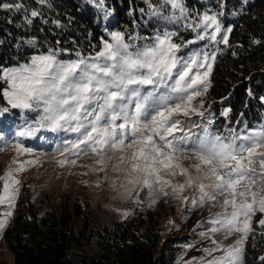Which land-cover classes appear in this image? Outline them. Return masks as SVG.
<instances>
[{
	"label": "snow or ice",
	"instance_id": "1",
	"mask_svg": "<svg viewBox=\"0 0 264 264\" xmlns=\"http://www.w3.org/2000/svg\"><path fill=\"white\" fill-rule=\"evenodd\" d=\"M163 2L173 10L170 19L179 22L186 17L183 0ZM159 13L152 8L153 15ZM37 15L31 12L32 17ZM184 27L197 33L195 40L177 44L173 40L176 33L166 30L152 43L136 47L126 42L123 33L112 32L94 56L78 54L76 60L61 61L51 49L34 54L26 63L0 67V82L6 85L0 94L12 109L40 113L34 123L22 126L18 137H31L42 129L71 131L78 134L77 139L58 149L62 156L91 153L102 165L98 171L115 158L113 170L125 173V184L131 186L127 194L134 203L142 202L140 192L147 189L153 204L158 195H171L193 206L209 205L211 227L201 235L215 247L204 249L212 257L204 264H238L252 217L257 212L264 214V129L233 130L226 138L211 134L203 122L192 119L205 116L204 101L199 98L208 90L216 53L202 50L186 57L178 53L198 40L227 45L232 29L222 31L217 15L209 14L185 22ZM14 148L18 155L30 151L19 142ZM31 163L35 161L19 164L14 171H23ZM59 163L75 165L76 160ZM12 171L3 180L0 194V204L7 202L10 207L20 183ZM188 188L192 196L183 195ZM4 215L10 216L11 211ZM258 223L264 227V219ZM5 225L6 219H0V230ZM216 234L223 239L239 234V238L225 247L214 238ZM216 252L221 255L214 256Z\"/></svg>",
	"mask_w": 264,
	"mask_h": 264
},
{
	"label": "trees",
	"instance_id": "2",
	"mask_svg": "<svg viewBox=\"0 0 264 264\" xmlns=\"http://www.w3.org/2000/svg\"><path fill=\"white\" fill-rule=\"evenodd\" d=\"M103 1L113 13L109 12L107 20L92 12L84 0H44L43 3L0 0V5H13L0 7V67L27 60L33 52L50 49L61 59L78 54L89 57L99 49L101 38H105L104 27L117 29L124 34L126 42L134 41L137 46L161 32L160 24L148 23L145 17L152 8L160 7L161 0ZM183 3L195 5V0H183ZM16 4L21 7L17 9ZM197 7L209 8L217 14L221 11L219 18L232 29L228 44L220 43L208 78L205 95L210 108L216 111L217 104H226L231 120L241 113L253 121L264 111V0H251L244 6L238 0H203ZM230 9L239 11L232 16ZM32 11L38 15L32 17ZM192 33L187 29L179 31L173 40L182 44ZM4 86L0 82V88ZM73 212L81 214L78 205ZM70 217L66 194L61 195L57 207L46 208L39 214L28 187L22 183L14 203L12 225L1 233L13 264H173L175 239L166 237L159 242L154 224L145 225L143 234L130 222L104 225L93 232L87 227L86 217L77 229L70 226ZM138 220L145 222L141 217ZM257 220L258 215L243 243L240 264H264L261 259L264 227ZM92 237L97 244L96 257L75 258L67 252L74 241L79 243Z\"/></svg>",
	"mask_w": 264,
	"mask_h": 264
},
{
	"label": "rangeland",
	"instance_id": "3",
	"mask_svg": "<svg viewBox=\"0 0 264 264\" xmlns=\"http://www.w3.org/2000/svg\"><path fill=\"white\" fill-rule=\"evenodd\" d=\"M87 1L96 9L103 10L100 12V15L105 20L108 19L109 12L112 13L111 8H106L104 1L103 4H100L99 0ZM199 1L203 0H195V5H184L186 17L182 18L179 22L170 19V17L173 16V10L170 6L165 5L163 0L158 3L160 5L158 8L160 10L159 14L153 15L151 12L149 15L146 14L145 17L148 23L154 21L164 26L160 33L166 30L177 33L187 29L184 27L185 22H192L204 14L217 15L222 31H226L227 28H229V24H224L222 19L219 18L221 11L217 14L214 11L199 8L197 7ZM238 1L244 6L251 0ZM238 11L239 10L234 11L230 9L229 14L232 13L231 15H236ZM179 15V11H176L175 16L178 17ZM167 25L171 26L167 28ZM172 26L174 29L171 28ZM187 30L192 31L191 29ZM112 32L120 31H107V33H105L107 37L101 38L100 46L97 51L102 47V40H110V33ZM196 35L197 33L194 31V34L192 33V36L188 38L187 41L195 40ZM205 45H208L206 49ZM143 46L144 45L140 47ZM220 47V43L209 45L207 40H198L196 43L191 44V49L184 56L186 57L193 52L202 50H206L209 53H216L219 52ZM51 50L56 53L53 49ZM132 50L134 51L135 47ZM48 51L49 50L33 52L27 60H20L13 64L3 66V68H11L21 63H26L32 55L41 53L46 54ZM97 51L91 56H94ZM78 58L79 56L65 59L57 57V59L61 61L76 60ZM4 87H6V85ZM199 99L204 101L205 116L203 118L193 116L192 119L197 124L203 122L211 134L227 138L232 135L233 130L238 133H247L252 130L264 129V124L260 123L253 126L241 125V123H243V118L240 116L237 118L238 121L241 122L239 123L241 127H239L236 118L234 120L230 119L228 115V106L226 104H217V110L215 111L210 108V100L205 94ZM4 108L9 110L6 112L0 111V119L7 117V121L0 125L4 127L0 128V194H2L3 180L6 179L9 170L13 169V177L20 181L15 187L19 189L22 183L26 184L30 191L32 202L38 206L39 214L46 208L57 207L61 195L66 194L71 210L69 223L74 229H77L82 224L85 217L88 219L87 227L91 228L93 232H97L104 225L109 227L116 223L125 224L130 222L135 223L138 232L143 234L145 225L154 224L158 229L159 242L166 237L175 239L176 251L173 264H187L188 261H192L193 264H204L205 261L212 259L211 256L206 255L204 249L213 248L215 245L212 244L211 239H206L201 235V233L211 227L208 222L210 215L209 205L206 204L203 207L193 206L191 203H183L180 200L174 199L171 195L167 197L158 195L156 197V202L153 204L147 195V189L140 192V199L142 202L134 203L133 199L127 194L126 189L131 186L125 184V173L123 171L116 172L113 170V165L116 164L115 158L107 161V165L104 167L103 171H98L97 169L101 168L102 165L96 163L98 157L91 153L88 155L75 156L66 152L62 156L60 150H62L63 146L70 141L76 140L78 136L77 133L66 130L57 132L49 131L51 133L45 135V132L48 130L42 129L41 132L37 134V144H29L27 141L23 140V137H18L16 133L26 122L27 124L34 123L39 118L40 113L38 111H22L20 109L14 112L8 105L7 100L3 97L0 109ZM209 121H211V123H209ZM193 130L198 131L197 129ZM59 135L63 138H61V140L58 139L60 141H57V147L44 148L41 146L43 141L47 140V142L50 143L51 140H55L54 137L58 138ZM29 140L32 142L34 140V135L29 137ZM17 142L21 143L24 148L30 151L26 154L18 155L14 148ZM64 159L69 161L74 159L76 160V164L63 163L62 165L59 163V161ZM28 161H35V163L26 164L25 170L23 171H14L19 164H24ZM121 167H126V165H122ZM122 184L124 187L121 186ZM183 195L192 196V188L186 189ZM132 196H135V192L132 193ZM76 205L79 206L81 214L73 212ZM13 208L14 206L10 207L7 202L0 204V219H6L4 228L12 225ZM211 210L215 212L217 209L212 208ZM8 211H11V215L5 216L4 213ZM125 213H127V215H125ZM257 215L258 220L256 222H259L260 219H264V214L257 212ZM257 215L252 217V222ZM140 217L144 219V223L138 220ZM2 230H0V264H13L12 254L1 235ZM214 238L222 241L223 245L227 247L229 245H234L235 241L239 238V234H234L228 239H223L221 234H216ZM241 247L243 249V245H241ZM67 252L75 258H79L83 255L87 260L98 255L97 244L94 237L89 240L81 239L79 243L74 241L68 247ZM213 255L217 256L221 255V253L216 252L213 253ZM241 258L242 253L238 264H240Z\"/></svg>",
	"mask_w": 264,
	"mask_h": 264
}]
</instances>
